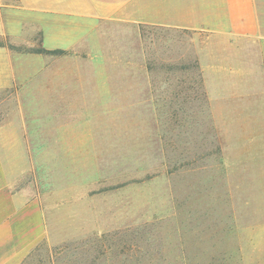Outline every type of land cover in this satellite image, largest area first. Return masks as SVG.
<instances>
[{
    "label": "rangeland",
    "instance_id": "obj_1",
    "mask_svg": "<svg viewBox=\"0 0 264 264\" xmlns=\"http://www.w3.org/2000/svg\"><path fill=\"white\" fill-rule=\"evenodd\" d=\"M23 18L0 38L23 58L0 148L47 230L23 264H264L263 41L146 12Z\"/></svg>",
    "mask_w": 264,
    "mask_h": 264
},
{
    "label": "crops",
    "instance_id": "obj_2",
    "mask_svg": "<svg viewBox=\"0 0 264 264\" xmlns=\"http://www.w3.org/2000/svg\"><path fill=\"white\" fill-rule=\"evenodd\" d=\"M18 3L11 8L0 2L1 39L19 36L25 15L35 22L43 20V16L57 22L63 19L75 22L77 14L146 12L150 17L163 14L167 26L227 33L236 41L258 37L264 43V0H18ZM73 25L67 27V40L61 43L75 44ZM21 60L20 55L0 46V92L19 83ZM46 236L41 202L16 189L0 148V264H23Z\"/></svg>",
    "mask_w": 264,
    "mask_h": 264
},
{
    "label": "trees",
    "instance_id": "obj_3",
    "mask_svg": "<svg viewBox=\"0 0 264 264\" xmlns=\"http://www.w3.org/2000/svg\"><path fill=\"white\" fill-rule=\"evenodd\" d=\"M0 46H4L3 44L0 43ZM9 49L11 50H17V48L13 47V46H9ZM31 53H33V51H31ZM34 53H46V54H60L63 53L61 50H55V51H47V50H38L35 51Z\"/></svg>",
    "mask_w": 264,
    "mask_h": 264
}]
</instances>
